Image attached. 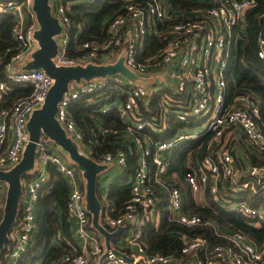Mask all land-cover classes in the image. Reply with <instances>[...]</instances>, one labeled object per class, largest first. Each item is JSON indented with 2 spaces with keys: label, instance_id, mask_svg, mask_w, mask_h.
Segmentation results:
<instances>
[{
  "label": "built area",
  "instance_id": "obj_1",
  "mask_svg": "<svg viewBox=\"0 0 264 264\" xmlns=\"http://www.w3.org/2000/svg\"><path fill=\"white\" fill-rule=\"evenodd\" d=\"M88 1L92 0H49L51 11L62 26L56 35L58 50L52 59L58 65H85L95 58L104 64L122 58L131 76L117 72L71 82L58 103L56 117L84 152L83 134L70 115L68 105L72 99L92 92L94 98L90 103L104 99L107 104H103V111L117 107L126 131L137 133L134 140L140 151L131 197L119 213H111L114 206L107 210L105 221L110 230L129 227L123 243L132 246L134 251L126 253L142 264H264V242L259 246L242 232L224 231L210 219L185 211L182 190L164 178L169 167V152L175 146L210 133L208 151L202 157L199 170L186 172L194 200L199 199L200 192L208 186L220 205L245 216L264 218L259 207L245 200L233 204L228 198V194L232 197L233 193L226 190L220 197L218 190L221 173L236 192L256 191L257 186L264 189V165L248 166L245 174H241L236 166V160L242 159L237 155L239 142L247 143L258 153L264 152V131L258 125V97L249 91L228 92V81L232 77L230 61L238 38L234 28L245 26L246 10L255 0H204L207 5L189 10L174 9L166 0H119L123 3L122 11L110 18L107 37L103 41H72L68 32L72 23L71 7ZM33 6L34 0H0V13L11 14L14 18L11 30L14 44L0 48V169L4 170L20 161L29 141L28 120L32 112L43 105L54 82L42 68H25L40 46L35 36L40 23ZM149 35L165 40L153 53L145 48V38ZM257 43L258 56L264 58V23ZM72 50L82 52L74 55L70 54ZM165 69V74L173 79V84L166 87L157 84L155 79ZM10 82L30 87V92L8 103L7 93L12 90ZM166 88L173 90L168 92ZM110 90H117L119 102H112L115 98ZM153 91L161 93L156 101L151 97ZM173 117L185 123L200 120L199 125L207 121V126L199 132L187 128L177 130L168 138H156L149 132L170 130L168 121ZM96 161L115 163L120 167L126 163V153L122 149L115 153L105 152ZM49 163L55 165L69 183L67 207L80 246L79 251L66 253L61 264H89L106 251L101 264H134L113 249H107L92 232L83 170L45 133L37 141L33 168L21 179V211L3 250L6 264H17L33 241L39 188L47 176ZM219 164L223 166L222 171ZM6 185L0 181V221ZM161 189L165 190L169 221L188 228L212 226L215 235L224 242H213L203 234L186 232L180 233L182 248L179 256L148 253L140 238L145 222L156 218V205L162 200Z\"/></svg>",
  "mask_w": 264,
  "mask_h": 264
},
{
  "label": "trees",
  "instance_id": "obj_2",
  "mask_svg": "<svg viewBox=\"0 0 264 264\" xmlns=\"http://www.w3.org/2000/svg\"><path fill=\"white\" fill-rule=\"evenodd\" d=\"M166 3L174 9L185 10L207 5L204 0H166ZM122 7L123 3L119 0H92L73 4L71 7L72 23L68 29L72 41L75 39L78 41H103L107 37V25L110 18L121 12ZM263 23L264 0H255L254 5L246 10L245 26L242 29L239 27L234 28L238 38L235 46L236 51L230 61L229 70L232 77L228 81V92L235 94L241 91H249L258 97L260 103L258 125L264 131V58L259 57L257 53L258 34ZM13 24L14 18L11 14L0 13V48L14 44L11 34ZM145 43L147 51L153 53L165 43V40L149 35L145 38ZM81 52L72 50L70 54L76 55L81 54ZM10 84L12 90L7 93L8 103L30 92V87H21L14 82H10ZM110 93L115 98L112 102L118 101L117 90H110ZM92 98H94L92 92L82 94L78 98L72 99L68 105L70 115L83 134L82 150L94 160H98L105 152L115 153L118 149H122L126 153V163L123 165L125 168L121 173L112 176L106 194V202L100 197L97 189L101 201L100 221L110 230L105 221L106 212L114 205L115 210L111 213H119L131 197V179H133L138 166L137 156L140 149L134 140L137 133L126 131L116 107L103 111V104H107V101L101 99L100 102L90 103L89 101ZM149 132L156 138L166 137L165 132L159 133L151 130ZM210 136L209 133L206 138H202L203 143L201 146H198L199 140L184 142L175 146L168 170L164 173V178L182 190L185 205L189 211L210 219L224 231L242 232L250 240L261 246L264 242V222L261 220L242 215L237 210H229L210 196L208 200L211 207H200L193 201L185 175L189 170L193 171L196 167L198 168L200 159L208 151L207 141ZM240 148L247 159L246 165L243 161L245 167L264 165V152L258 153L247 143H242ZM219 165L222 171L223 166L222 164ZM47 167L49 178L41 184L36 203V228L33 241L19 257L17 264H61L66 253L80 250L74 233L73 217L67 207L70 186L55 165L49 163ZM25 175L27 174L25 173ZM160 191L164 202L166 198L165 190L161 189ZM227 191L234 194L232 197L237 198L239 196V192L231 187ZM247 193H251V189L243 190V194ZM232 197L231 194H228L229 199L233 200ZM246 199L252 205L260 203L264 205V189L257 186L253 195H248ZM20 211L18 212V218ZM256 220L260 222L256 223ZM59 232H61L60 238L55 241L54 237ZM124 232L123 229L120 235L113 236L112 242L118 241ZM186 232L189 234H203L213 242H224L222 238L215 235L212 226L188 228L179 222L169 221L164 214L159 226L149 221L144 224L140 240L148 253L162 252L179 256L182 248L180 233ZM117 248L129 252L125 247ZM0 264H6L3 259V252Z\"/></svg>",
  "mask_w": 264,
  "mask_h": 264
},
{
  "label": "water",
  "instance_id": "obj_3",
  "mask_svg": "<svg viewBox=\"0 0 264 264\" xmlns=\"http://www.w3.org/2000/svg\"><path fill=\"white\" fill-rule=\"evenodd\" d=\"M33 8L40 23V28L35 32L40 46L33 52L32 59L25 64V68H42L54 78V82L43 105L35 109L28 120L29 141L20 161L8 170L0 169V181L7 183L4 212L0 221V258L18 216L19 200L22 194L21 179L26 172L33 168L37 141L40 135L45 133L83 170L86 204L91 214L92 226L104 237L107 249H113L129 262L142 264L140 260H135L133 256L112 246V237L120 235L122 226L115 230H109L100 221L101 201L97 193L98 178L111 165L98 163L82 152L56 117L58 103L69 89L71 82L117 72L131 76L130 71L124 65L122 58L108 64L102 63L99 58H95L93 62L85 65L56 64L52 57L58 50L56 35L59 34L62 26L57 16L52 13L49 0H34ZM107 253L106 251L103 254V258Z\"/></svg>",
  "mask_w": 264,
  "mask_h": 264
},
{
  "label": "crops",
  "instance_id": "obj_4",
  "mask_svg": "<svg viewBox=\"0 0 264 264\" xmlns=\"http://www.w3.org/2000/svg\"><path fill=\"white\" fill-rule=\"evenodd\" d=\"M166 69L165 70H162V72L160 73V74H157V76H156V83L157 84H163L165 87H166V85L167 84H170V85H172L173 84V82H172V80L173 79H171L168 75H166L165 73H166ZM167 89V91L169 92L170 90H173V89H170V88H166ZM164 92H165V90H163ZM161 95V93H160V91H153L152 92V94H151V97L154 99L153 101H156L157 100V98L159 97ZM122 101V100H121ZM120 101V102H121ZM118 102H119V100H118ZM154 103V102H153ZM115 107V106H114ZM111 108H113V107H111ZM110 108V109H111ZM116 109H117V107H116ZM199 122H200V120H196V121H190L189 123H185V122H182L181 120H179V119H176V117H173V118H171V120H170V118H169V121H168V126L170 125V130H168V131H164L165 133H166V137L165 138H168V137H170L171 136V134H173L174 132H176L177 130H181V129H185V128H187V129H190V130H193V128H195L197 125H199ZM161 133H163V132H161ZM209 133H207V134H204V135H201L200 137H198V138H195V139H190V140H185V141H183V142H181V143H184V142H194V141H196V140H199V142H198V146H201V144L203 143V139L204 138H206V136L208 135ZM203 138V139H202ZM180 143V144H181ZM207 143H208V141H207ZM240 145H242V142H239L238 144H237V155H238V158H240V157H242V159H239V160H236V166L238 167V169L240 170V173L241 174H245V172L249 169V167H245L244 165H243V161L245 162V165L247 164V159H246V156H244L243 155V150L240 148ZM172 152H173V149L169 152L170 153V158H171V156H172ZM213 157V156H212ZM214 159H215V157H214ZM201 160H202V158L200 159V162H199V165L198 166H200L201 165ZM216 160V159H215ZM189 163V162H188ZM108 165H111L109 168H107L104 172H102L101 174H100V176H99V185H100V191H99V194H100V197L106 202V200H107V196H106V194L108 193V189H109V185H105V184H103L102 182H100V179L101 178H103V180H106V179H108V178H110L111 176L109 175V172H110V170H115V168L118 170L117 171V173H121L123 170H124V168L125 167H123V166H118L117 164H115V163H109ZM47 169H48V167H47ZM197 170H199V168H197L196 167V169H194L193 171H197ZM243 170H244V172H243ZM168 173H169V175H171L170 174V171H168ZM62 175V174H61ZM63 176V175H62ZM49 178V171H48V173H47V176H45V178H44V181H46L47 179ZM63 178H65L64 176H63ZM185 179H186V181H187V183H188V180H187V178H186V175H185ZM209 179H210V177H209ZM65 180L67 181V179L65 178ZM132 180V179H131ZM68 182V181H67ZM44 183V182H43ZM69 184V183H68ZM189 185V184H188ZM230 182H229V180H227L224 176H223V174L221 173L220 174V179H219V182H218V190H219V194H220V197L221 196H223L224 195V193L226 192V190H228L229 188H230ZM107 186V187H106ZM190 188V187H189ZM247 192V191H246ZM255 191H253V190H251V193H247V194H243V190L242 191H240L239 192V196L237 197V199H238V201H240V200H245L247 203H249L250 205H252L247 199H246V197L248 196V195H253V193H254ZM191 194H192V192H191ZM192 196H193V194H192ZM212 197V199H214L217 203H219L218 202V200L217 199H215V197H214V195L212 194V192H210V190H209V187L208 186H206L205 188H204V191H203V193L202 192H200V194H199V199H195V200H193L194 202H195V204L196 205H198V206H200V207H204V206H206V207H208V206H210V202H209V198L208 197ZM194 199V198H193ZM185 202V201H184ZM114 206V205H113ZM253 206H257V207H259L263 212H264V205L262 204V203H260V204H254ZM156 218L154 219V221H149V222H152V223H155L157 226H159V224H160V222H161V219H162V216H163V214L164 215H166L167 216V219H168V206H167V202H166V200L163 202V200H160V201H158V204L156 205ZM211 207V206H210ZM225 208H228V207H225ZM113 209H115L114 207H113ZM184 209H185V211H187V212H191V211H189L187 208H186V205L184 206ZM229 209V208H228ZM229 210H232V209H229ZM235 210V209H234ZM253 218H256L257 220H261L262 222H264V218H259V217H253ZM256 220V221H257ZM255 222V221H254ZM260 221H257L256 223H259ZM146 223V222H145ZM122 228L124 229V233L122 234L123 236H121L120 237V240L119 241H116V242H112V240H111V243H112V246L113 247H115V248H117V247H125V248H127L128 250H129V252H133L134 251V248L132 247V246H130V247H128V244H124L123 242H124V238H126L127 236H128V233H129V227L126 225V226H122ZM122 229V230H123ZM121 230V231H122ZM92 232L93 233H95L97 236H98V238H99V241H100V243H102L103 245H105L106 246V244H105V240H104V237L100 234V232L98 231V230H96L93 226H92ZM121 233V232H120ZM60 235H61V232H59L58 233V235L57 236H55L54 237V240L55 241H58L59 240V238H60ZM248 237V236H247ZM77 241H79L78 240V238H77ZM78 245H79V242H78ZM102 260H103V255L102 256H100L98 259H93V260H91L90 261V263L89 264H101L102 263Z\"/></svg>",
  "mask_w": 264,
  "mask_h": 264
},
{
  "label": "rangeland",
  "instance_id": "obj_5",
  "mask_svg": "<svg viewBox=\"0 0 264 264\" xmlns=\"http://www.w3.org/2000/svg\"><path fill=\"white\" fill-rule=\"evenodd\" d=\"M206 126H207V121H202V124L201 125H197L195 128H193V130L195 131V132H199V131H201V130H203V129H205L206 128ZM117 169L115 168V170H110V172H109V175L111 176L110 178H108V179H106V180H103V178H101L100 179V182H102L103 184H105V185H109V183H110V181H111V178H112V176L113 175H115L116 173H117ZM4 182V181H3ZM6 183V182H5ZM7 184V183H6ZM107 187V186H106ZM6 188H7V185H6ZM100 185H99V183H98V190H100ZM203 193V192H202ZM198 197H199V195H198ZM233 198V204H236L237 202H238V199L237 198H235V197H232Z\"/></svg>",
  "mask_w": 264,
  "mask_h": 264
}]
</instances>
